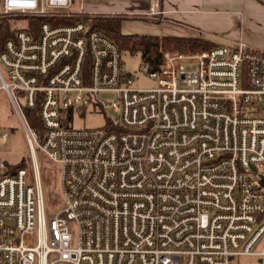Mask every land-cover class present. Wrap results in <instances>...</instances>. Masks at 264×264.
<instances>
[{"label":"built area","instance_id":"obj_1","mask_svg":"<svg viewBox=\"0 0 264 264\" xmlns=\"http://www.w3.org/2000/svg\"><path fill=\"white\" fill-rule=\"evenodd\" d=\"M70 5L0 0V16L39 20L0 51V90L31 152V173L0 157V264H264V50L240 39L165 49L157 69L139 67L155 85L138 89L108 36L60 21ZM87 106L114 117L71 125ZM34 146L58 166L64 200L47 228Z\"/></svg>","mask_w":264,"mask_h":264},{"label":"rangeland","instance_id":"obj_2","mask_svg":"<svg viewBox=\"0 0 264 264\" xmlns=\"http://www.w3.org/2000/svg\"><path fill=\"white\" fill-rule=\"evenodd\" d=\"M71 0L68 10L73 13L72 18L89 20L98 15L122 17L120 31L124 34H150L165 35L173 34L164 23L160 22L162 14H148L153 3H157L158 10L161 9L159 0ZM135 3L136 5H134ZM176 4V3H175ZM210 20V19H209ZM13 26L25 27L27 21L23 19L14 20ZM214 24V23H213ZM212 22L207 23L206 31L218 32L214 29ZM196 35V31L194 32ZM201 36V35H200ZM202 37V36H201ZM165 50V49H163ZM170 50V49H169ZM121 59L124 62V69L133 75L132 86L138 89L150 88L155 85V81L140 72L139 67L144 64L139 52H121ZM188 67V66H187ZM100 97L106 100L113 98L111 92H101ZM106 117H114L113 110L107 106L103 111L98 112L93 107L87 106L84 110L78 111L73 108L70 124L75 127H94L100 126L105 122ZM0 125L6 132V137L0 141V157L8 166H13L21 161L25 162L26 167L31 170V152L27 143L25 132L21 121L15 112L10 100L4 91L0 90ZM35 147V157L40 174V183L44 193V211L46 228L48 220L54 215L55 211L63 206L64 200L61 196L58 176V166L49 161L46 156ZM75 238V228H71ZM55 256L50 255V259ZM55 264H72L58 261ZM231 264H263L257 257L250 255H240L231 259Z\"/></svg>","mask_w":264,"mask_h":264},{"label":"crops","instance_id":"obj_3","mask_svg":"<svg viewBox=\"0 0 264 264\" xmlns=\"http://www.w3.org/2000/svg\"><path fill=\"white\" fill-rule=\"evenodd\" d=\"M161 9L160 22L172 20L163 26L174 35H201L216 43L240 39L264 50V0H162ZM211 22L218 32L204 30Z\"/></svg>","mask_w":264,"mask_h":264},{"label":"trees","instance_id":"obj_4","mask_svg":"<svg viewBox=\"0 0 264 264\" xmlns=\"http://www.w3.org/2000/svg\"><path fill=\"white\" fill-rule=\"evenodd\" d=\"M160 4L162 0H159ZM23 19L27 22L39 21L33 20L30 17L23 16H0V51L3 47L5 39L12 34L15 30L13 21ZM77 20L76 18L67 17L62 18L61 22H72ZM122 17L119 16H105L98 15L88 20L91 27L102 32L108 36L114 43L117 44L120 51H129L130 53L139 52L143 63L149 65L150 69H157L159 64L162 62L163 49L196 52L204 48H210L217 43L198 36H187V35H150V34H124L120 31V23ZM25 117L32 126L41 128L39 122L37 108H23ZM18 167H26L25 162L8 166L7 172L12 173ZM29 170V169H28ZM31 173V170H29Z\"/></svg>","mask_w":264,"mask_h":264}]
</instances>
